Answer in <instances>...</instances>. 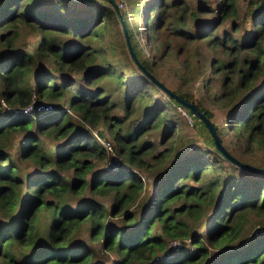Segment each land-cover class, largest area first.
<instances>
[{"label": "trees", "instance_id": "obj_1", "mask_svg": "<svg viewBox=\"0 0 264 264\" xmlns=\"http://www.w3.org/2000/svg\"><path fill=\"white\" fill-rule=\"evenodd\" d=\"M90 1L93 5L80 16L41 9L32 0H0V256L15 249L21 264H93L89 243H70L86 225L88 241H98L112 252L113 264H264V235L251 241L244 254L247 244L233 254L222 253L219 261L209 259L208 245L217 238L240 236L252 215L264 219V175L228 161L212 139L205 149L180 154L155 180L152 196L143 194L139 169L150 165L147 155L156 166L174 155L178 121L168 115L167 102L152 95V90L162 89L130 53L136 69L128 73L112 61L89 65L98 49L83 39L102 34L103 14L108 21L111 7L103 0ZM203 2L192 10L186 0H145L147 40L152 37L158 44L155 58L158 53L177 58L175 86L169 89L211 120L213 107L228 109L225 124H215L221 142L239 160L264 167V0H249L242 16L237 0H219L214 7L215 0ZM210 12L214 16L203 20ZM231 17H239V23L233 19L230 30L217 33ZM248 19L246 36L236 35ZM191 20L195 24L190 25ZM23 24L38 33L34 48L30 42L16 43ZM55 32L70 34L72 41H57ZM201 46L207 55L199 51ZM132 47L144 68L158 78L155 60L141 59ZM45 58L49 67L42 64ZM204 60L207 75L198 95L193 86ZM75 71H83L82 83L69 75ZM111 77L115 88L122 89L121 105L96 85ZM31 103L34 108L23 111ZM139 105V116L129 119ZM117 108L121 113L114 112ZM100 125L119 155L115 170L94 171L107 156L91 132ZM33 126L62 141L48 151ZM157 129H163V148L153 154L155 145L146 138L155 136ZM14 133L23 134L17 140V157L34 165L26 178L18 175L11 159ZM3 141L10 142L8 148ZM224 168L233 176L217 175ZM231 169L249 176L242 180ZM86 188L90 197L84 194ZM99 197L109 199V204ZM41 217L46 221L40 229ZM173 240L180 246L171 248Z\"/></svg>", "mask_w": 264, "mask_h": 264}, {"label": "rangeland", "instance_id": "obj_2", "mask_svg": "<svg viewBox=\"0 0 264 264\" xmlns=\"http://www.w3.org/2000/svg\"><path fill=\"white\" fill-rule=\"evenodd\" d=\"M33 2H36L37 5L41 9L44 7H47L49 9H53L59 13H68L71 14L76 13L77 15L83 16L86 11L89 10V8L93 5V3L90 0H60V3L58 6L57 4L58 0H32ZM104 5L109 8L110 11H108V21L106 16L103 14V23L105 24V27L103 28L102 34L95 36L93 39H86L83 40L87 42V45H90L96 49H98L95 58L92 59L93 62H91L90 66H100V65H106L107 61H112L118 66H121V68L127 69V72L129 70L136 69L135 64L132 63V61L128 57V48L127 44L124 38L122 25L119 19V16L117 14L116 9L114 8V5L112 2H109L108 0H103ZM192 10H195L199 4L204 3V0H186ZM214 1V0H213ZM219 1L215 0V2H211V6H215L214 4ZM254 1V0H251ZM100 2V1H99ZM116 5L118 6L123 18L126 19V27L128 30V33L132 34V41H130L132 44L135 45V49L137 51L138 56L142 59L147 60H155L156 67H155V73L157 74L159 79H162L165 84L173 88L175 86L176 78H173V72L174 68L176 66V57H172L170 55H163L160 56L158 53L157 57L155 58L153 55L156 54V47L157 43L154 42V38L151 37L150 41L147 40L146 37V12L144 9V2L145 0H114ZM249 0H237L238 6H239V15L242 16L243 10L245 7H247V3ZM98 3V2H95ZM83 11V12H82ZM116 12V13H115ZM214 16V12H210L208 14L202 15L203 20H210ZM151 18H154V13L151 15ZM236 19V21H240L239 17L230 18L224 22L221 23V25L217 28V33L222 34L223 30H230V24L232 23L231 20ZM250 19L240 24V29L236 32V35H245V29H250ZM239 23V22H238ZM190 25L195 24L194 21L191 20L189 23ZM152 32V30H150ZM55 36L57 37V41L59 42H66L69 43L72 41L70 34L61 33V32H55ZM246 36V35H245ZM38 33L37 31L29 25H21L19 28V35L16 39L17 44H22L23 42H30V48H34L37 42ZM34 42V43H33ZM19 46V45H18ZM105 49L104 51H101L102 49ZM200 52L207 55L208 50L204 48L203 46L199 49ZM43 66L49 67V58H45L42 62ZM82 72L83 71H75L72 73H69L70 76L73 78L75 77L78 83H82ZM138 74L140 72L138 71ZM207 75V60L203 61V64L201 65V68L199 69L198 73H196L195 81H194V89L195 93L198 90L201 89V83L205 79ZM129 78V83H132V80H130L131 75H127ZM126 77V78H127ZM60 79V77H59ZM97 86H102L104 88V95H108L110 99L115 102L117 105H121L124 101L122 98V89L117 90L115 88L114 78H103L100 79V81L96 82ZM93 86H90V89H93ZM96 86V87H97ZM121 88H124L121 86ZM152 95L154 97L159 98L162 101L167 102V113L174 119H177L178 125H177V132L175 137V146H174V155L168 159V162H166L163 165L156 166L154 165V159L151 158L150 155L146 156V159L149 161L150 165L147 168H138L139 172L143 176L144 180V187H143V194L147 196H152L153 190L155 188V180L162 175L172 164V162L179 157L182 153H187L191 151H200L202 149H205L207 146L211 145V136L207 130V128L204 126L203 122L199 117L191 113L188 108L184 107L183 105L179 103L170 102L168 97L163 93L160 89L152 90ZM61 101V100H59ZM150 100H147L149 102ZM172 101V100H171ZM48 103H54L53 101H47ZM66 105V103H65ZM141 105L138 106L137 110L128 116V118H137L140 114ZM120 108V107H118ZM114 112L121 113V110L118 109ZM228 109L219 108V107H213V117L212 121L214 124L218 126H222L225 124V114ZM71 117H74V113L72 110L68 111ZM162 127V126H161ZM163 128V127H162ZM99 130H102V134H99ZM98 129H91L95 130L96 133L100 138H104L105 140H109L112 145H114L111 135L105 131V127L103 125L98 126ZM34 130V126H33ZM158 130V129H157ZM163 130V129H162ZM162 130H158V132L155 131L154 134H151L149 139L146 138V140H149L155 145V148L153 150V154H157L159 150L163 148V144H161V137H162ZM35 131V130H34ZM35 133L40 136L44 142L45 147L48 149V151H51L52 149H55L56 146L62 141L60 139H56L49 133H39L35 131ZM93 136L96 138V135L92 133ZM23 137L22 133H14V136L10 142H14V147L12 148V162L17 165L18 175L22 176L23 178H26V174L31 175L34 172V165L30 160L26 159H20L17 157V140L21 139ZM224 141L226 142V145L231 146V148L236 151V148L233 146L231 141H228V136H224ZM97 139V138H96ZM98 141V140H97ZM10 142L3 141L2 146L5 148L9 147ZM106 154V153H105ZM110 154V153H108ZM107 155V154H106ZM107 159V156H106ZM106 159L102 160L101 162H97L95 164L94 171H98L101 168H103V163L106 161ZM136 169V170H138ZM234 176L240 177L242 180H246L249 174L245 173L242 170H236L231 169ZM68 176L72 177V174L70 171H67ZM215 174H217L215 172ZM219 176H225V177H232L233 175L227 170L223 169L222 171L217 174ZM84 194L86 197H90V193L88 192V188L85 189ZM105 201V203L109 204V199L101 198ZM71 204H74V200L69 201ZM76 205V204H74ZM179 214H177L176 217H178ZM41 220H39V228L41 229L44 226V218L41 217ZM264 219L259 218L258 216L252 215L251 220L248 222V224L245 227V230L240 236H230L229 234L222 235L220 238H217L212 244H209L208 247L210 249V256L209 259L212 261H219L222 259L223 256L222 253H235L239 251L245 244L244 249L241 250L242 253H246L249 248V243L252 244L251 241L254 239L264 235ZM87 227L86 225H81L79 229L75 232L73 235V238L71 240V244H74L76 242H81L84 244L89 243L94 248L93 258L91 259V263L93 264H113L114 260L116 259L114 254L110 251L105 250L102 248L100 242L98 241H88L87 238ZM194 230H196L194 228ZM184 242L188 243V239L186 238ZM247 247V248H245ZM231 255V254H230ZM236 254H234L233 258ZM226 256V255H225ZM17 252L15 249H13L12 254H8L6 256H0V264H21L19 261V258Z\"/></svg>", "mask_w": 264, "mask_h": 264}, {"label": "water", "instance_id": "obj_3", "mask_svg": "<svg viewBox=\"0 0 264 264\" xmlns=\"http://www.w3.org/2000/svg\"><path fill=\"white\" fill-rule=\"evenodd\" d=\"M110 2L113 3L114 8L117 11V14L119 16L121 25H122V29H123V34L125 37V41L127 44V48L128 51L131 55V57L133 58L134 62L136 63V65L142 69L165 93H167L168 95L172 96L176 101H178L179 103H181L182 105H184L185 107H187L189 109V111L191 113H193L194 115H196L197 117H199L201 119V121L204 123L205 127L207 128L212 141H213V145L214 147L230 162H232L233 164L239 166L242 169L251 171L253 173L256 174H260V175H264V167L262 166H258V165H254L248 162H244L239 160L236 156H234L232 153L229 152V150L225 147V145L221 142L219 135L217 134L216 131V127L215 124L213 123V121L211 119H209L202 111H200L195 104L187 102L183 99H181L177 94L173 93L169 87H167L164 83H162L158 78H156L153 74H151L150 72H148L144 66L141 64L139 58L137 57L135 51L133 50L132 44L130 42V37L128 34V30L124 21V18L118 8V6L116 5V3L114 2V0H108Z\"/></svg>", "mask_w": 264, "mask_h": 264}, {"label": "built area", "instance_id": "obj_4", "mask_svg": "<svg viewBox=\"0 0 264 264\" xmlns=\"http://www.w3.org/2000/svg\"><path fill=\"white\" fill-rule=\"evenodd\" d=\"M3 105L4 102L2 101ZM43 105H37V108L42 107ZM34 105L31 103L28 107H26L23 111H27V109H33ZM46 109L50 108V105H46L45 107ZM92 133H94L96 135L97 140L99 141L100 145L102 146V148L105 150V152L107 153V159L106 161L103 163V169L104 170H115L117 165L120 162V158L119 155L116 154V151L114 150V146L112 145V143L109 140H105L104 138H100L98 136V134L96 133L95 130H92ZM110 153V154H108ZM180 242L178 240H173L170 242V246L171 248H177L180 246Z\"/></svg>", "mask_w": 264, "mask_h": 264}]
</instances>
